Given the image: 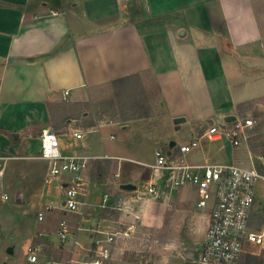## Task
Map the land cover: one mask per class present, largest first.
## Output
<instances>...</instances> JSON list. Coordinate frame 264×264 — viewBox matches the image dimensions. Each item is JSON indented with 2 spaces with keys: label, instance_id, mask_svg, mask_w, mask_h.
<instances>
[{
  "label": "crops",
  "instance_id": "obj_1",
  "mask_svg": "<svg viewBox=\"0 0 264 264\" xmlns=\"http://www.w3.org/2000/svg\"><path fill=\"white\" fill-rule=\"evenodd\" d=\"M133 74L142 80L144 107L151 114L128 120L92 117L89 105L112 96L114 80ZM260 104L264 0H0V152L13 157L3 163L0 189H9L17 203H4L8 193H0V210L9 215L8 225H0V237L3 228L18 226L13 242L0 241V262L27 264L26 244L31 243L47 263L73 258L71 264H82L78 261L97 229L128 227L131 237L118 240L106 264H193L211 203L198 208L195 194L191 201L183 197L184 186L160 194L156 203L143 193L152 173L144 183L146 171L124 172L121 160L151 170L147 164L154 157L132 158L145 146L154 155L159 146L200 136L199 146L187 156L190 162L237 164L234 154L242 146L202 133L208 125ZM45 129L57 134L62 152L92 157L83 173L87 193L79 212L62 209L57 182L59 198L50 193L54 181L45 180L47 161L38 157ZM179 130L185 133L175 135ZM75 131L81 136H74ZM248 153L251 165H238L261 170L250 149ZM125 183L135 188H122ZM106 192L110 205L125 197L123 208L100 206ZM147 212L183 223L184 242L172 244L154 232L144 238L150 249L146 259L141 248L130 247L127 239H143ZM63 218L69 236L60 243L57 230ZM74 235L81 247L73 246Z\"/></svg>",
  "mask_w": 264,
  "mask_h": 264
},
{
  "label": "built area",
  "instance_id": "obj_2",
  "mask_svg": "<svg viewBox=\"0 0 264 264\" xmlns=\"http://www.w3.org/2000/svg\"><path fill=\"white\" fill-rule=\"evenodd\" d=\"M66 91L63 93L65 94ZM256 122L252 117L236 116L232 120H222L208 125L202 135L210 140L226 139L232 146H239L250 136ZM73 135L81 136L75 131ZM199 137L154 150L153 162L147 164L152 170V177L145 183L143 193L155 198L161 193L160 179L168 189H176L192 185L196 189L195 203L198 208L211 203V211L205 230L204 242L197 252L193 264H238L241 255L248 246H264V204L256 191V182L264 181V170L255 167H244L235 163H192L187 156L199 146ZM11 156L0 152V177L3 173V163ZM39 158L47 161L45 180L57 182L63 191L61 207L65 212H79L85 196L87 182L84 170L92 157L66 153L60 149L57 134L50 129L41 131ZM264 165V156H260ZM109 193H104L102 207L122 209L125 197L118 198L116 204H109ZM129 207H125V213ZM170 214L167 213V216ZM261 216L258 223V216ZM43 218V212L38 213V219ZM138 219L139 215H135ZM82 227L78 225L77 230ZM127 227L125 230L97 229L92 244L86 248L87 254L78 262L82 264H106L111 258L114 246L119 239L131 237ZM60 243H65L69 236V224L66 219L58 222ZM73 246L81 247L76 235L72 237ZM29 262L38 260L34 246L26 244ZM177 253V249H172ZM70 258L53 264H71Z\"/></svg>",
  "mask_w": 264,
  "mask_h": 264
},
{
  "label": "rangeland",
  "instance_id": "obj_3",
  "mask_svg": "<svg viewBox=\"0 0 264 264\" xmlns=\"http://www.w3.org/2000/svg\"><path fill=\"white\" fill-rule=\"evenodd\" d=\"M113 95L109 96V95H103V97H99L95 100V102H93V105H89L88 107V111L90 112V115L93 117L95 116L98 120L100 119H119V115L118 113V107L116 106V103L113 105L111 104V101L113 99ZM251 106V103L248 104H244L242 105V107H249ZM260 106V107H259ZM259 106H257L256 108H254L253 111L251 112H245V111H241L239 113V117H252L256 124L255 126L252 128L250 136L248 137V139L246 141H244V144L242 143V145L240 144L239 147L242 146V148L244 149L242 152L237 153L235 152V158L237 159V164L241 165H245V166H250L251 165V154L249 155V149L252 151L253 156L255 158L256 161L258 162V165H262L261 160L258 156H264V105L260 104ZM178 133H185L182 130H179L177 132H175V135H178ZM176 138V137H175ZM179 138V137H178ZM176 140V139H175ZM248 146V147H247ZM237 147V146H235ZM249 148V149H248ZM138 157H132V158H137V159H141V160H150L151 156L152 158L154 157V155L151 153L150 151V147L149 146H145L141 152H139ZM11 158L7 159L5 162L9 161ZM253 159V157H252ZM11 161V160H10ZM17 161V160H16ZM122 164H123V169L124 172H129L132 170H143L146 171V173L144 174V178L146 176V178L144 179V183L146 181L149 180L150 176H151V170H149L146 166L139 164L138 162H136L135 160L132 159H122ZM12 162V161H11ZM46 162V161H45ZM236 163V162H235ZM43 164V163H42ZM43 164V167L44 168ZM262 167H264V165H262ZM261 170H264L262 169ZM46 171H47V162H46ZM45 171V174H46ZM94 175H97L98 173H96V171H94L93 173ZM163 180V179H162ZM160 179L159 181V187H160V192H163L161 194H166L168 193V188L165 186V182L162 181ZM143 183V184H144ZM57 184L55 182H53L50 186V193L53 197H58L59 198V190H57L56 186ZM256 186V191H257V195L260 199V203L264 204V181L259 180L256 182L255 184ZM56 187V188H55ZM182 189H184L183 191V197L186 199H189V201H191V199L194 198V194L196 195V189L194 186H184ZM2 191H6L8 193V198L6 199V201L4 203L8 204L9 202H13V205L16 207V200L14 195H12L11 191H9V189H0V193ZM156 200V203H159L160 198H154V201ZM20 204V203H18ZM1 205V203H0ZM158 205V204H157ZM19 210L15 209L14 212H18ZM156 211H158L156 209ZM9 215H6V210H0V225L3 226H7L8 225V220L6 217H8ZM144 220L145 223L142 224V232H144L143 234V239L137 238V237H133L132 240L127 239L128 240V244L130 247H139L141 248V254L144 255L145 259L148 257V255H150V249L145 246V237L150 238L153 235L154 232H156V235L161 238L166 240L169 239V241L174 244L175 242H184L183 239H185V234H184V224L182 223H170L169 221H166L164 219H162L161 214H158V212H152L149 213L147 212L144 216ZM16 222V221H15ZM156 223H161L160 226H158V230L159 231H155L157 228H155ZM18 230V226H12V228H3V237H0V241L1 240H6L8 238L9 242H13L12 235L14 233H16V231ZM136 253V252H134ZM246 253H264V246H248L245 250V252H243V254L241 255L240 258V262H243V257ZM137 254V253H136ZM28 261V260H27ZM0 264H4L3 262ZM27 264H53V263H47L45 261L42 260V258L38 255V260L36 262H27Z\"/></svg>",
  "mask_w": 264,
  "mask_h": 264
},
{
  "label": "trees",
  "instance_id": "obj_4",
  "mask_svg": "<svg viewBox=\"0 0 264 264\" xmlns=\"http://www.w3.org/2000/svg\"><path fill=\"white\" fill-rule=\"evenodd\" d=\"M113 99L111 104L118 107V115L122 120L141 117L151 114V110L146 106L147 95L143 87L142 80L137 74L116 79L112 82ZM260 223L261 216H258ZM241 258V257H240ZM238 264H264V253H246L243 262Z\"/></svg>",
  "mask_w": 264,
  "mask_h": 264
},
{
  "label": "water",
  "instance_id": "obj_5",
  "mask_svg": "<svg viewBox=\"0 0 264 264\" xmlns=\"http://www.w3.org/2000/svg\"><path fill=\"white\" fill-rule=\"evenodd\" d=\"M235 117L234 116H229L227 117V120H232L234 119ZM182 119L181 118H177L176 121H181ZM122 188L126 189V190H132L135 188V185L131 184V183H125V184H122L121 185Z\"/></svg>",
  "mask_w": 264,
  "mask_h": 264
}]
</instances>
